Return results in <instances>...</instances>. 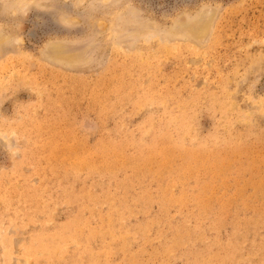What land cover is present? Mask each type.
Listing matches in <instances>:
<instances>
[{
	"label": "rangeland",
	"instance_id": "374dc122",
	"mask_svg": "<svg viewBox=\"0 0 264 264\" xmlns=\"http://www.w3.org/2000/svg\"><path fill=\"white\" fill-rule=\"evenodd\" d=\"M0 264H264V0H0Z\"/></svg>",
	"mask_w": 264,
	"mask_h": 264
}]
</instances>
